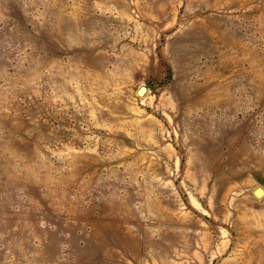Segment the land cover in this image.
I'll use <instances>...</instances> for the list:
<instances>
[{"label":"rangeland","instance_id":"obj_1","mask_svg":"<svg viewBox=\"0 0 264 264\" xmlns=\"http://www.w3.org/2000/svg\"><path fill=\"white\" fill-rule=\"evenodd\" d=\"M0 264H264V0H0Z\"/></svg>","mask_w":264,"mask_h":264},{"label":"water","instance_id":"obj_2","mask_svg":"<svg viewBox=\"0 0 264 264\" xmlns=\"http://www.w3.org/2000/svg\"><path fill=\"white\" fill-rule=\"evenodd\" d=\"M140 91H142V89H140ZM140 91H139V92H140ZM262 194H263V193H262V191H260V190H258V191L255 192V195H256L257 197H261Z\"/></svg>","mask_w":264,"mask_h":264}]
</instances>
